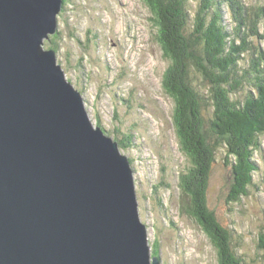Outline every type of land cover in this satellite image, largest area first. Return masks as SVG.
Segmentation results:
<instances>
[{"label":"water","instance_id":"1","mask_svg":"<svg viewBox=\"0 0 264 264\" xmlns=\"http://www.w3.org/2000/svg\"><path fill=\"white\" fill-rule=\"evenodd\" d=\"M63 0H0V264H160L127 156L44 40Z\"/></svg>","mask_w":264,"mask_h":264},{"label":"rangeland","instance_id":"2","mask_svg":"<svg viewBox=\"0 0 264 264\" xmlns=\"http://www.w3.org/2000/svg\"><path fill=\"white\" fill-rule=\"evenodd\" d=\"M243 1L264 9V0ZM152 17L142 0H67L53 38L57 62L81 92L93 125L100 122L107 136L125 143L119 149L131 160L139 218L150 248H159L160 264H220L200 223L180 210L177 176L188 161L172 124L173 100L161 87L168 61ZM257 26L261 38L253 36L252 43L264 50L263 17ZM50 44L44 40L43 47ZM244 53L251 59L249 50ZM246 82L251 83L242 77V88L232 91V100L245 102ZM204 113L206 120L213 117L208 106ZM128 134H133L129 142ZM223 149L210 177L209 206L222 225L234 230L233 246L245 263L264 264V134L254 157L259 169L239 202L227 203L232 174Z\"/></svg>","mask_w":264,"mask_h":264},{"label":"trees","instance_id":"3","mask_svg":"<svg viewBox=\"0 0 264 264\" xmlns=\"http://www.w3.org/2000/svg\"><path fill=\"white\" fill-rule=\"evenodd\" d=\"M142 1L151 10L156 39L168 61L161 87L173 100L172 124L188 161L177 176L180 210L200 223L218 250L220 264H246L233 246L234 230L222 225L210 208L208 188L221 147L232 174L227 203L247 196L259 169L254 157L264 134V50L252 39L261 38L257 24L264 9L249 7L243 0ZM66 4L63 0V7ZM57 34L47 47L56 54ZM248 50L251 59L244 53ZM242 77L251 81L246 82L244 103L232 100L231 94L242 88ZM205 106L213 112L211 119H205ZM128 135L127 142L133 140V134ZM117 141L122 149L125 143ZM151 252L159 256V248Z\"/></svg>","mask_w":264,"mask_h":264}]
</instances>
